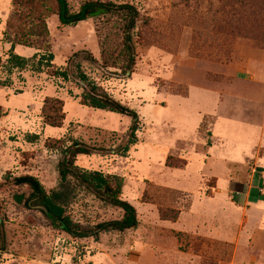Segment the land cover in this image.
<instances>
[{"label":"rangeland","instance_id":"obj_1","mask_svg":"<svg viewBox=\"0 0 264 264\" xmlns=\"http://www.w3.org/2000/svg\"><path fill=\"white\" fill-rule=\"evenodd\" d=\"M80 1L70 3L76 9ZM112 1L139 13L130 72L121 68L120 17L61 26L51 0H0V81H10L0 87V264H264V0ZM43 4L53 9L45 18L49 48L12 47L5 33L13 41L25 32L21 19L45 14ZM47 50L55 68L74 73L80 65L137 114V141L124 157L130 117L81 105L73 78L3 72L10 53ZM55 99L65 113L60 128L42 117ZM73 140L100 150L79 155L77 167L122 179L120 199L135 208V229L74 239L17 203L13 195L26 189L14 178L33 176L47 192L58 187L61 147ZM68 214L93 227L122 212L76 187ZM247 239L259 245L248 249Z\"/></svg>","mask_w":264,"mask_h":264},{"label":"trees","instance_id":"obj_2","mask_svg":"<svg viewBox=\"0 0 264 264\" xmlns=\"http://www.w3.org/2000/svg\"><path fill=\"white\" fill-rule=\"evenodd\" d=\"M38 0H14L17 5H33ZM45 1V0H44ZM55 7L54 14L57 15L58 22L61 26H74L79 22L100 16L110 15L118 16L123 20L122 25V42L121 56L124 64L122 72H130L134 65V47L132 45L131 32L134 30L135 22L139 17L136 7L129 3H116L112 0H82L78 7L74 9L70 0H51ZM45 4V3H44ZM45 14L27 13L21 20H27V30H17L13 33V41L6 32L5 39L11 43V46L19 45L26 48H34L38 51L41 47L49 48L47 39L49 31L45 18L52 13L50 6H45ZM16 6V5H15ZM22 17V15H19ZM10 29V26L9 28ZM7 29V30H8ZM80 54V53H79ZM75 54L68 65H72ZM86 59L95 62L88 53ZM54 56L50 51L38 52L30 58H24L10 53L3 65V72L11 75L14 70L29 71L35 74H42L51 71L54 79L63 82L73 80L81 85L82 92L79 96L80 104L95 110H103L128 116L132 119V125L129 128L127 136V145L122 149V155L125 156L129 146L135 144L136 131L139 129V119L137 114L127 106L113 99L108 93L97 86L94 81L89 80L88 76L76 65L74 73L67 69L55 68L53 64ZM114 66V65H112ZM103 67H109L107 62H103ZM10 81H0V87H9ZM42 117L44 124L54 128H60L63 124L65 113L63 112L62 101L55 99L45 101L42 108ZM33 135L31 138L35 139ZM64 154L58 165L59 184L51 192H47L37 178L29 175L14 178L11 182L14 186L24 187L26 190L22 193L14 194L17 203L23 205L27 210H38L50 221L51 225L58 228L63 233L74 239L93 238L98 240L100 234L107 232L122 233L137 227V215L135 208L120 199L122 190V179L109 175H104L98 171H88L80 169L75 165L76 158L79 155H90L100 150L91 148L77 140L71 141L69 145L61 147ZM76 187H81L93 194L96 198L104 201L106 204L119 209L122 215L119 219L97 223L93 227H84L80 223L72 220L68 214L69 204L74 197ZM5 245L4 232L0 235L1 248Z\"/></svg>","mask_w":264,"mask_h":264},{"label":"crops","instance_id":"obj_3","mask_svg":"<svg viewBox=\"0 0 264 264\" xmlns=\"http://www.w3.org/2000/svg\"><path fill=\"white\" fill-rule=\"evenodd\" d=\"M260 134H263L261 129H260ZM258 145H263V144H261V140L258 141ZM255 243H258V239L256 240V242L253 240L252 243H250L249 239H247L245 242V247L252 250L254 247L251 246V244L255 246ZM258 245H259V243H258Z\"/></svg>","mask_w":264,"mask_h":264}]
</instances>
